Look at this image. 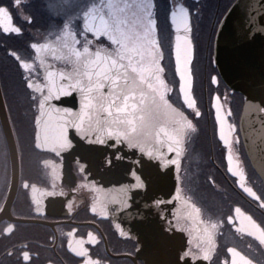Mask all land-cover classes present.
I'll list each match as a JSON object with an SVG mask.
<instances>
[{"label":"flooded vegetation","instance_id":"flooded-vegetation-1","mask_svg":"<svg viewBox=\"0 0 264 264\" xmlns=\"http://www.w3.org/2000/svg\"><path fill=\"white\" fill-rule=\"evenodd\" d=\"M234 1L176 0L188 6L192 15L191 95L197 107L188 109L175 73L170 0H156L168 99L195 127L184 136L179 157L167 151L163 133L158 142L154 132L145 145L162 152L165 157L162 160L155 152L149 156L147 151L129 148L126 142L117 144L114 139L104 144L89 143L74 128L68 130L72 147L63 150L60 156L35 148L34 116L38 112L29 99L31 90L26 88L24 77L28 73L23 72L10 53L14 51L29 62L36 61V69L29 78L42 82L44 67L39 65L30 45L48 41L58 47L56 37L62 35L64 22L79 16L84 5L74 0H21L17 6L15 0H0V6L9 8L15 26L22 29L20 34L0 29V84L19 151L17 191L8 205L14 174L0 122V207L5 209L0 212V264H84V258L76 256L68 245L78 247L81 240H88L89 233L99 242L85 243L84 247L103 264H209L202 259L183 257L189 248L197 251L196 237L204 227L201 220L205 225L218 223L210 264H231L233 256L228 248H235L256 264H264V245L246 234L247 221L234 211L240 207L244 214L264 224V209L239 189L236 179L227 171V149L219 139L215 119V97L219 95L221 115L226 117L225 129L229 124L235 129L228 133L233 141V165L239 162L245 171L246 186L264 192V181L246 151L242 136L244 97L228 87L215 60L217 29ZM81 26L82 18L74 20V30L79 32ZM44 59L45 66L71 71L70 64L55 59L51 52ZM212 77L217 78V83L212 82ZM53 104L76 112L80 97L73 93ZM196 111L201 113L199 117L195 116ZM55 119L53 116V124ZM159 126H163V121L155 131H159ZM172 159L179 160V168L167 162ZM45 161L49 163L46 165ZM24 182L30 187H22ZM102 204L106 206L107 217L100 214ZM191 204L201 209L199 216L188 217L187 206ZM94 205L97 213L91 211ZM229 216L234 221L231 224ZM9 224L14 225L11 234L4 231ZM237 228L245 231L238 232ZM23 250L30 252V262L23 260Z\"/></svg>","mask_w":264,"mask_h":264},{"label":"snow or ice","instance_id":"snow-or-ice-1","mask_svg":"<svg viewBox=\"0 0 264 264\" xmlns=\"http://www.w3.org/2000/svg\"><path fill=\"white\" fill-rule=\"evenodd\" d=\"M74 2L83 4L84 7L79 16L64 22L62 35L56 37L58 47L48 41L33 42L30 45L39 65L44 67L42 82L29 78L36 69V61L29 62L14 51L10 53L18 61L23 72L28 73V76L24 77L26 88L31 90L29 99L38 112V115L34 116V147L41 149L42 145H49L47 150L60 156L63 150L72 147L68 130L74 128L80 137L89 143L104 144L107 140L114 139L117 144L126 142L129 148L147 151L149 156H153L155 152L163 160L165 157L162 152L158 149H148L145 145V141L155 132V139L158 142L161 141L163 133L167 151L179 157L183 150L184 136L190 130L194 131L195 127L192 121L168 99L169 87L163 78L164 53L156 19V0H99V3L95 0H74ZM15 3L18 6L21 0H15ZM261 3H264V0H261ZM170 5L169 18L175 32V73L179 77V92L186 107L195 109L197 104L191 95L190 70L193 54L190 39L192 15L190 8L183 3L170 0ZM253 12L248 15L249 33L252 35H254L252 27L261 23V18H264V12L259 16L253 15ZM80 18L82 30L77 32L73 28V23ZM0 29L4 33L20 34L22 31L20 27L15 26L9 8L5 6H0ZM80 37H83V40ZM49 52L55 59L70 64L71 71L56 69L50 64L45 66L44 56ZM212 82L217 83V78L212 77ZM73 93L79 94V111L59 108L53 104V101H59L61 97ZM215 100L219 139L227 149V171L236 179L239 189L264 209V192L258 193L253 187L246 186L248 177L245 171L239 167V162L235 167L233 165V141L230 140L228 133L235 130L234 125L229 124L226 131V117L221 115L220 96L217 95ZM258 111L264 113V108H258ZM200 115L199 111L195 112L196 117ZM53 116L56 117L54 124ZM161 121L163 126H159V131H155ZM11 131L14 134L15 130ZM12 155L14 166L15 146ZM167 162L179 168L178 159ZM44 163L47 165L49 162ZM22 187L29 188L30 185L24 182ZM36 203L39 211V202ZM187 207L190 209L189 218L200 215L201 209L195 204ZM4 210V207H0V212ZM91 211L97 213V207L94 205ZM99 211L101 215L107 217L106 206L102 204ZM234 211L242 220L247 221L246 234L264 245V224L257 223L251 215L244 214L240 207H236ZM233 222V218L229 216L228 223ZM200 224L204 227L196 237L197 251L193 252L192 248H189L183 257H191L193 261L202 259L209 261L210 264V254L214 251V231L218 228V223L205 225L201 220ZM13 230L14 225L9 224L4 231L11 234ZM236 230L245 231L243 228ZM98 242V239L89 233L87 241L81 240L78 247H73L69 243L68 247L76 256L84 258V264H103L101 259H93L89 250L84 247L85 243L95 245ZM23 247L26 249L27 245ZM227 251L233 256L232 264H252L251 260L235 248H228ZM21 255L24 261L30 262L28 250H23Z\"/></svg>","mask_w":264,"mask_h":264},{"label":"water","instance_id":"water-1","mask_svg":"<svg viewBox=\"0 0 264 264\" xmlns=\"http://www.w3.org/2000/svg\"><path fill=\"white\" fill-rule=\"evenodd\" d=\"M250 12L259 16L264 12V3L261 0H235L231 4L219 23L214 50L216 64L224 81L230 89L244 97L240 123L242 136L246 151L264 181V113L258 111V108H264V30H261L264 29V18L252 27V35L248 24ZM0 122L7 138L12 165V149L15 146L14 183L8 196L10 205L17 191L19 151L15 134L11 131L13 127L1 84ZM49 147L42 145L41 149L47 150ZM252 264L256 263L252 261Z\"/></svg>","mask_w":264,"mask_h":264}]
</instances>
